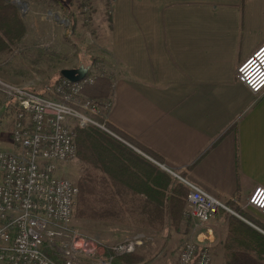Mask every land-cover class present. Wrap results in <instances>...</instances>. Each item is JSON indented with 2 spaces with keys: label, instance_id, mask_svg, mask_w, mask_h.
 Segmentation results:
<instances>
[{
  "label": "crops",
  "instance_id": "1",
  "mask_svg": "<svg viewBox=\"0 0 264 264\" xmlns=\"http://www.w3.org/2000/svg\"><path fill=\"white\" fill-rule=\"evenodd\" d=\"M90 3L92 37L86 41L83 36V13L81 25L73 22L74 34L81 36V60L89 54L105 64L108 123L158 157L160 162L137 152L159 171L171 177L169 171L179 173L186 184L222 205L207 224L195 226L182 216L173 231L205 243L211 262L219 264H228L224 243L229 251L247 252L248 244L255 249L260 241L245 229L236 233L245 237L227 240V223L234 217L264 236V214L247 203L253 191L264 189V92L255 95L235 79L236 65L264 44V0ZM57 4L69 14L70 7ZM78 11L72 9L74 15ZM71 24L66 18L54 19L51 31L68 39ZM66 68L73 66L61 70ZM107 227L111 232L104 239L81 234L109 245L140 233L152 239L157 233L135 226Z\"/></svg>",
  "mask_w": 264,
  "mask_h": 264
},
{
  "label": "built area",
  "instance_id": "2",
  "mask_svg": "<svg viewBox=\"0 0 264 264\" xmlns=\"http://www.w3.org/2000/svg\"><path fill=\"white\" fill-rule=\"evenodd\" d=\"M78 1L81 12L88 14L90 0ZM101 76L88 66L79 81L61 77L53 86L56 99L0 82L6 95L0 112L13 114L11 138L17 147L13 153L0 149V264H114L115 257L142 244L134 237L105 245L77 234L71 224L77 187L56 175L59 164L75 156L76 128H104L94 117L107 121L111 99L83 94ZM236 80L255 95L264 92V44L237 66ZM175 175L188 189L184 218L195 226L207 224L221 203ZM247 203L264 214V189L253 191ZM178 264H211L209 247L198 240L186 243Z\"/></svg>",
  "mask_w": 264,
  "mask_h": 264
},
{
  "label": "rangeland",
  "instance_id": "3",
  "mask_svg": "<svg viewBox=\"0 0 264 264\" xmlns=\"http://www.w3.org/2000/svg\"><path fill=\"white\" fill-rule=\"evenodd\" d=\"M6 1L7 2L4 3L6 8L3 7L5 19L1 26L2 31H0V82L13 88H24L25 90L35 94L56 99L57 97L53 93V86L61 79L59 71L64 66H73V68H77L81 65L85 66L91 64L89 66H93L97 73L102 74L101 77H107L104 73L105 64L101 62L100 59L86 54L85 58L81 60V53L83 52L80 44L81 36L77 38L74 34V31L77 30V28L74 26L73 22L75 23L77 20H79L81 25L82 12L78 11V13L75 15L72 13V9H80V2L78 0ZM59 1L60 3H63V6L66 5L67 7H70L68 10L70 16H68L69 14L66 12V10L63 13L61 10H59L61 9V7L57 4ZM19 4L21 5L20 9L18 8ZM55 11L56 14L53 15ZM89 13H83L84 17H82V19H84L82 22L84 27L83 36L85 37L86 41H88L93 34L89 26ZM64 14H68V17L64 16ZM64 18H66L68 23H72L70 28H68V39L62 38L60 34H53L51 31V24L54 22V19H59L62 21ZM72 18L73 20H70ZM62 25H64V23H62ZM22 36H25V40L20 41ZM32 36L38 38L35 43L30 42L32 40ZM260 46L261 45H259L257 48ZM241 62H239V64ZM239 64L236 65V68ZM89 86L91 85H87L84 88ZM83 94L86 97H89L88 94L84 92V89ZM109 96L110 92H108V95L104 98H109ZM104 98H98L94 100H101ZM5 99L6 95L0 92V109ZM12 117V113L7 114L0 112V149L9 152L17 150V147L13 144L11 138ZM97 121L103 125L105 130L109 131L105 127V124L108 121L104 122L102 119H98ZM90 127L83 129H75L74 127L76 136L78 133L90 129ZM96 128L108 134L101 127L98 126ZM112 134L114 135V133ZM108 135L113 137L110 134ZM113 138L116 139L115 137ZM116 140L119 141L118 139ZM120 142L128 147L126 144H124V142ZM174 173L176 174V172ZM100 174V169L97 172L86 169V165L78 152L77 145L74 158L65 163L59 164L58 170L56 172V175L70 180L77 187V195L74 198L73 217L71 220V224L75 226V228L72 226L73 229H75L77 234H81L82 232L87 235L104 239L111 232L110 230H107L108 224L121 225L124 227L131 225L92 220L81 218L76 215L75 209L80 188L81 191H83L82 197L84 199H89L90 202L97 200L98 202L106 201L102 195L99 196L95 194L93 196L91 194L92 191H95V189L97 190L100 187L102 188L104 183L108 182V176L105 173H102L101 175ZM171 178L178 181L176 176H172ZM185 220L191 221L188 218H185ZM94 223H96V228H99L100 232L97 229H94ZM174 229L175 227L167 226L159 231H155L157 233H154V235L151 236L152 239L148 238L142 233L129 237H137L142 241V244L129 255L126 254L117 256L116 264H178V256L181 249L186 243L194 241V239L190 238L188 234L184 235L182 233L174 232ZM121 241L109 245H115ZM211 263L219 264L217 261H213Z\"/></svg>",
  "mask_w": 264,
  "mask_h": 264
},
{
  "label": "trees",
  "instance_id": "4",
  "mask_svg": "<svg viewBox=\"0 0 264 264\" xmlns=\"http://www.w3.org/2000/svg\"><path fill=\"white\" fill-rule=\"evenodd\" d=\"M5 2L7 1L0 0V31L5 19L3 13V9L6 8ZM109 86V80L101 77L93 85L84 88V92L92 99L104 98L108 95ZM94 119L99 118L94 117ZM105 127L151 159L160 162L158 157L108 122ZM76 145L86 169L95 172L100 169L101 174L105 173L109 178L102 188L91 192L93 196L102 195L106 200L104 202L98 200L90 202L89 199H84L80 188L75 209L78 217L155 231L167 226L176 227L184 219L182 216L188 189L168 174L159 171L150 161L96 127L78 133ZM228 207L238 215H243L233 203H229ZM239 229L250 231L249 236L255 237L260 244H256L255 249L251 244L245 245L249 249L246 252L229 251L227 243H224L227 263L264 264V236H259L236 218L231 217L227 223V240H240V237H245L244 234L240 237L236 235ZM48 255L52 257L51 254ZM239 258H242L241 262L231 261ZM113 263H117L116 257Z\"/></svg>",
  "mask_w": 264,
  "mask_h": 264
},
{
  "label": "water",
  "instance_id": "5",
  "mask_svg": "<svg viewBox=\"0 0 264 264\" xmlns=\"http://www.w3.org/2000/svg\"><path fill=\"white\" fill-rule=\"evenodd\" d=\"M21 5H18V8L20 9ZM87 74V67L86 66H79L77 68H66V69H62L60 71V75L62 78H65L71 82H75V81H79L82 78H84ZM103 130H105L104 128H102ZM108 134H110L111 136L115 137L116 139H118L119 141L124 142V144H126L128 147L132 148L131 145H129V143L123 141L122 139L116 137L115 135H113L111 132L105 130ZM136 152L139 153V150L134 149ZM141 154V153H140ZM173 171H169V173H171ZM173 176H177V175H173Z\"/></svg>",
  "mask_w": 264,
  "mask_h": 264
}]
</instances>
